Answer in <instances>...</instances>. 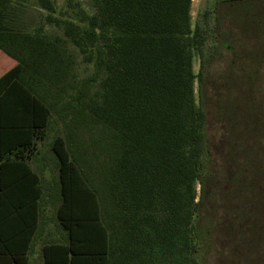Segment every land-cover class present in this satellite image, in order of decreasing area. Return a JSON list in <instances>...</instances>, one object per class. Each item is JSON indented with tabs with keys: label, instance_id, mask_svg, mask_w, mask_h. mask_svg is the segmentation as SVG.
<instances>
[{
	"label": "trees",
	"instance_id": "trees-1",
	"mask_svg": "<svg viewBox=\"0 0 264 264\" xmlns=\"http://www.w3.org/2000/svg\"><path fill=\"white\" fill-rule=\"evenodd\" d=\"M36 1L66 40L0 0L17 62L0 78V264H26L43 195L27 161L66 92L52 151L67 243L44 264H264V0H207L194 28L192 0H91L78 22ZM67 41L95 77L73 76Z\"/></svg>",
	"mask_w": 264,
	"mask_h": 264
},
{
	"label": "rangeland",
	"instance_id": "rangeland-1",
	"mask_svg": "<svg viewBox=\"0 0 264 264\" xmlns=\"http://www.w3.org/2000/svg\"><path fill=\"white\" fill-rule=\"evenodd\" d=\"M55 4L57 18L63 20L79 21L80 16L89 15L94 12L91 0H52ZM20 8L25 13V23L29 30H37L42 28L44 33L51 38H60L66 40L63 30L55 25L47 23L48 13L40 8L36 0H21ZM207 7V0H192V25L195 27L201 14ZM80 15V16H79ZM67 48L66 58L72 66V74L78 80L84 81L89 78H93L96 75L95 64L87 61V55L82 54L76 47H74L68 41L64 43ZM200 67L199 57L194 59V70L198 73ZM98 79V78H96ZM98 82H94L93 91L97 90ZM70 98V93L64 94V99L61 106L57 105L54 109V113L51 119L49 137L41 146V162L34 164L33 167L37 168L42 176L43 184L46 190V199L43 204L44 215L43 224L41 227L42 235L45 234L46 229L55 232L56 231V212L59 204V184H58V170L57 164L52 151V143L58 136L65 137L67 135L66 125L62 122L59 115L62 107ZM59 108L60 112H59ZM198 190L200 188L198 187ZM44 238V237H42ZM59 238H62L61 236ZM223 243L220 244L222 248ZM211 264H224L217 256L211 261Z\"/></svg>",
	"mask_w": 264,
	"mask_h": 264
},
{
	"label": "crops",
	"instance_id": "crops-1",
	"mask_svg": "<svg viewBox=\"0 0 264 264\" xmlns=\"http://www.w3.org/2000/svg\"><path fill=\"white\" fill-rule=\"evenodd\" d=\"M17 62L13 60L10 56L5 54L3 51L0 50V78H2L7 72H9L12 68L16 66ZM45 142V141H44ZM44 142H41L38 145V155L34 159H29L27 161L28 165L30 166L31 170L41 179V192L43 193L41 199H40V210H41V216L39 220L38 230L34 237V240L31 244L30 250L27 253V260L26 264H44V254L43 249L45 245L48 244H66L67 243V233L66 231L60 226L58 220H57V212H56V231H50L46 229V232L44 235H42L41 227L43 224V215H44V209L43 204L46 199V190L43 184V179L41 176L40 171L37 168H34L33 165L36 163L41 162V146ZM55 157V156H54ZM56 160V159H55ZM57 164V163H56ZM58 170V169H57ZM59 197V193H58ZM59 205V204H58ZM58 209V207H57ZM62 238H59V237ZM44 237V238H42Z\"/></svg>",
	"mask_w": 264,
	"mask_h": 264
}]
</instances>
